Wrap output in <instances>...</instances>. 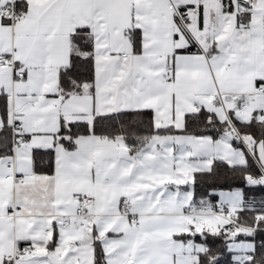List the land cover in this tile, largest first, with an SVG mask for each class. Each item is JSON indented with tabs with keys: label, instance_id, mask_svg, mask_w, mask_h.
Masks as SVG:
<instances>
[{
	"label": "snow or ice",
	"instance_id": "1",
	"mask_svg": "<svg viewBox=\"0 0 264 264\" xmlns=\"http://www.w3.org/2000/svg\"><path fill=\"white\" fill-rule=\"evenodd\" d=\"M0 264H264V0H0Z\"/></svg>",
	"mask_w": 264,
	"mask_h": 264
}]
</instances>
